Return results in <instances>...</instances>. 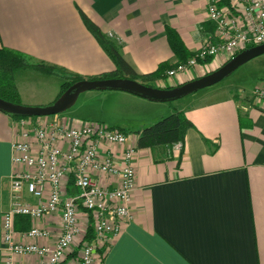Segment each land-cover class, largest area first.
<instances>
[{"label": "crops", "instance_id": "crops-1", "mask_svg": "<svg viewBox=\"0 0 264 264\" xmlns=\"http://www.w3.org/2000/svg\"><path fill=\"white\" fill-rule=\"evenodd\" d=\"M208 6L209 0H0V48L23 52L33 61L55 67L51 71L28 68L39 70L41 82L44 77L57 82L50 93H33L32 103H25L16 82L24 104H50L58 98L67 77L89 79L115 70L86 27L82 11L117 44L138 74H155L151 85L176 87L225 64L222 57L211 58L174 78L166 73L208 42L218 41ZM169 29L194 53L186 61L179 60L173 50ZM260 85L264 86V80L253 89ZM253 89L245 95L215 88L197 92L178 105L176 100L155 101L108 90L104 106L91 112V117L65 111L32 118L71 124L95 120L133 131L129 134L130 143L137 148L133 217L123 225L100 264H264V102L255 99ZM175 109L183 110L193 123L185 141L138 147L135 132ZM17 119L0 110V264L4 255L2 214L11 204V176L20 168L13 162ZM109 147L120 161L124 146L103 144L100 150ZM95 177L110 188L118 182L102 173ZM67 187L69 194L79 191L73 179ZM23 199L37 202L26 190ZM59 219L57 214L47 219L53 235L41 243H54L60 233ZM30 227L28 216L15 218L18 232Z\"/></svg>", "mask_w": 264, "mask_h": 264}, {"label": "built area", "instance_id": "built-area-1", "mask_svg": "<svg viewBox=\"0 0 264 264\" xmlns=\"http://www.w3.org/2000/svg\"><path fill=\"white\" fill-rule=\"evenodd\" d=\"M227 1L221 5L219 0H209L208 16L215 23L218 41L208 42L186 62L168 69V77L211 58L222 57L226 63L241 51L264 43V0ZM253 96L264 102V86H256ZM15 126L13 162L20 168L11 176V204L2 214V264H100L133 217L137 148L129 134L95 120L71 124L21 117ZM103 144L124 146L120 161L110 147L101 151ZM97 173L117 178V185H102ZM71 179L79 189L74 195L67 192ZM25 190L36 203L23 199ZM54 214L60 217V233L53 244L41 243L53 235L47 219ZM20 215L31 220L24 232L15 228ZM91 223L94 237L89 240Z\"/></svg>", "mask_w": 264, "mask_h": 264}, {"label": "trees", "instance_id": "trees-1", "mask_svg": "<svg viewBox=\"0 0 264 264\" xmlns=\"http://www.w3.org/2000/svg\"><path fill=\"white\" fill-rule=\"evenodd\" d=\"M222 3L227 4L228 2L226 0H223ZM81 15L88 30L97 39L103 50L115 64L114 71L103 74L101 76H94L89 79L129 77L138 80L141 78L143 80V83L151 85L149 81L155 74H138L134 70V68L125 60L117 44L110 40L101 31L100 27L95 22H93L84 12L81 11ZM168 37L173 50L179 57V60L186 61L192 54H194L186 50L184 44L173 30H168ZM28 68H39L45 71H51L55 69L54 66H50L43 62L33 61L30 56L24 54L23 52L5 47L0 48V97L14 103H23L20 91L16 84L15 72L21 69ZM82 79L85 78L80 75L67 77L61 86L59 96L73 83ZM12 115L16 118L26 117L14 114ZM38 117L39 116H32L28 118ZM191 127H193V123L186 117L185 112L180 109H175L171 114L163 117L157 122L144 127L142 130L136 131L135 133L138 134L137 145L140 148H154L159 145L173 146L176 143H183L185 141L186 133ZM124 132L127 134L133 133V131ZM93 237L94 233L91 223L86 238L91 240Z\"/></svg>", "mask_w": 264, "mask_h": 264}, {"label": "water", "instance_id": "water-1", "mask_svg": "<svg viewBox=\"0 0 264 264\" xmlns=\"http://www.w3.org/2000/svg\"><path fill=\"white\" fill-rule=\"evenodd\" d=\"M262 54H264V43L247 48L218 69L176 87L160 88L129 77L82 79L73 83L56 100L47 105L14 103L0 97V110L26 117L57 115L74 106L82 93L91 90H119L155 101H174L222 81L240 66Z\"/></svg>", "mask_w": 264, "mask_h": 264}, {"label": "rangeland", "instance_id": "rangeland-1", "mask_svg": "<svg viewBox=\"0 0 264 264\" xmlns=\"http://www.w3.org/2000/svg\"><path fill=\"white\" fill-rule=\"evenodd\" d=\"M41 73L39 70L28 69V70H18L16 73V82L20 86L23 94L25 103H32L35 99H32L33 93H50V89L53 90V85H57L55 79L48 80L44 77V81L41 82ZM264 80V54L250 60L244 65L240 66L237 70H235L232 74L227 76L222 81L201 89L197 92H205L206 90H213L215 88H223L225 90H237L242 94L248 95L250 94L253 87L262 82ZM59 84V83H58ZM57 86H55L56 88ZM110 91H102V90H91L82 93L74 106L68 109L66 112L72 116H83V117H91V112H95L97 108H102L105 104V100L108 98V93ZM194 92L183 99H178L174 102L178 105L182 102H186L190 100L193 96L198 94ZM24 104V103H23ZM30 105V104H27ZM92 106H96L94 109H91Z\"/></svg>", "mask_w": 264, "mask_h": 264}]
</instances>
